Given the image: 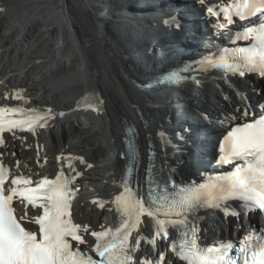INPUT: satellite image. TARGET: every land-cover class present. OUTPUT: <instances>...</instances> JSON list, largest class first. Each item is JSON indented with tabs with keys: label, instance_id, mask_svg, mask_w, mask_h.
I'll use <instances>...</instances> for the list:
<instances>
[{
	"label": "bare ground",
	"instance_id": "1",
	"mask_svg": "<svg viewBox=\"0 0 264 264\" xmlns=\"http://www.w3.org/2000/svg\"><path fill=\"white\" fill-rule=\"evenodd\" d=\"M23 2L25 5L19 0H0V104L12 106L11 98L19 96L22 88L26 91L25 96L33 98L39 105L53 112L62 111L63 115L61 118L56 115L47 132L36 135L40 145V167L33 174H28L29 169L26 167L19 166L18 169L29 176L40 177L51 167L68 164L71 158L69 155L78 156L77 165L72 167L75 174L80 173L77 184L82 189V200L75 208L76 219L78 224L88 227L86 234L92 236V231L104 228L108 221V207L101 208L100 200L109 198L116 192L115 186L122 171L120 159L126 151L122 139L123 122L135 130L143 169L148 158L149 141H152L160 148L157 157L159 170L163 167L165 171H171L178 162L176 172L183 180L194 174L190 168L189 154L178 155V149L172 147L182 145L175 139L174 135L178 132L173 129L172 123L175 119H187L185 108L176 103L170 111L166 101L156 95H146L138 88L141 71L145 72L153 67L150 61L147 64L142 50L144 43L152 44L149 36L152 26L148 13L158 0H109L110 4L106 3V6H100L99 0ZM19 6L20 9L24 7L23 13L14 17V11ZM9 13L12 19L9 18V24L5 27L3 21ZM41 24L44 29L37 34L35 28ZM57 29L59 34H56ZM164 34H171V31ZM130 43L135 44L132 46ZM165 50L162 48L157 51L161 55L156 65H163L171 58L172 54L168 53L164 59ZM192 56L193 54L189 57ZM155 57L157 60L158 55ZM213 80V86L204 84L200 102L206 106L211 105V87L224 86L221 90L229 96V104L224 101L221 90L214 95L217 107L222 111H218L219 118L234 116L238 121L244 111L242 100L221 81ZM236 85L248 93L249 100L252 99L254 95L247 90L244 82L238 81ZM261 86L262 83L253 82V90L256 91L254 98L264 104L263 91L259 90ZM68 88H71L69 93L64 94L62 89ZM66 122L73 123L78 134H82L81 129L85 127H94L98 132L93 134L97 136L96 141L82 139L80 136L77 141H67L69 134ZM227 123L233 124L235 121ZM206 124L208 125L207 122ZM216 128L220 129V124ZM57 129L64 136L63 142L58 145L55 143ZM46 133L49 135V142L44 138ZM191 135L188 134L192 140L189 153L198 151V141ZM13 144H17V141ZM11 145L8 144L5 149ZM183 150L186 151L185 148ZM3 152L4 148L0 147V154ZM95 153L102 157L94 158ZM204 153L205 151L201 152V155ZM199 164L200 170L206 168ZM35 213L36 211L29 210L27 218ZM214 213L209 211L199 217L203 232L211 233L217 239H234L228 232V227L244 224L241 217L243 214L239 217L225 215L222 210ZM249 222L253 227L259 225L253 219ZM140 234L152 237L154 233L147 224ZM156 245L164 249L167 243L157 238ZM153 252L154 247L144 241L135 257L146 261L145 254L151 257Z\"/></svg>",
	"mask_w": 264,
	"mask_h": 264
},
{
	"label": "snow or ice",
	"instance_id": "2",
	"mask_svg": "<svg viewBox=\"0 0 264 264\" xmlns=\"http://www.w3.org/2000/svg\"><path fill=\"white\" fill-rule=\"evenodd\" d=\"M200 2L204 3V0ZM207 11L216 17L223 14L226 23L219 27L224 29L234 23V17L239 20H247L257 14L264 17V0H234L219 10L209 7ZM240 38L254 40V43L241 48L240 62L228 64L227 69L241 76L246 72H255L264 77V21L247 28ZM205 63L211 66V61ZM184 71L188 70L170 72L165 79L170 84L178 83ZM242 115H249L247 109ZM14 116L20 118H10ZM50 116V109L47 115H24L18 108H0V133L5 129L12 131L13 128L34 132L37 125L45 127L42 121ZM235 119L234 116L224 118L225 122ZM149 147L145 198L139 195L138 179L135 182L131 179V173L138 167L139 155L134 138L129 140L127 155L130 163L122 176L123 191L113 201L120 215L119 223L90 233L95 238L92 251L99 259H94L79 247L74 248L72 244V241L78 245L85 244L80 233L89 231L87 226L73 222L70 211L79 191L71 185L80 173L69 177L61 170L54 179L45 177L35 186H32L30 179L17 177L11 180L14 187L6 193L5 183L9 173L0 165V264H150L133 255L139 250L141 239H147L139 235L143 217H148L154 223L155 237L168 239L169 227L178 229L180 243L173 239L171 248L186 264H239L241 261L242 264H264V231L257 234L256 230H250L238 247L227 241L200 246L196 223V213L201 208L222 210L225 215L236 217L257 209L264 211V115L252 122L237 124L225 137L217 163L234 164V170L229 175L210 178L198 186H180L170 178L162 184L157 181L155 177L159 173L155 168V153L151 151V145ZM69 168H72L71 164ZM72 171L75 172V169L72 168ZM157 191L162 195L156 197ZM15 197H19L21 204L26 201V205L41 210L29 220V223L38 225V229L29 230L22 226L21 221L27 218V213L17 219L13 207ZM230 201H238L239 204L234 208ZM103 206L100 203V207ZM161 216L165 218L161 219ZM133 232L137 233L134 241ZM148 243L155 247L156 240L148 239ZM234 248L236 255L231 254ZM162 260L161 254L156 264Z\"/></svg>",
	"mask_w": 264,
	"mask_h": 264
},
{
	"label": "rangeland",
	"instance_id": "3",
	"mask_svg": "<svg viewBox=\"0 0 264 264\" xmlns=\"http://www.w3.org/2000/svg\"><path fill=\"white\" fill-rule=\"evenodd\" d=\"M19 1H21L22 2V4L23 5H25L24 4V2H23V0H19ZM106 3L108 4H110V2H109V0H99V5L100 6H106ZM20 6H21V3H20ZM20 6H19V8L17 9V10H15L14 11V14H13V16L15 17V16H19V15H21L22 13H23V8H21L20 9ZM105 9V8H104ZM11 14L9 13L7 16L8 17H6L5 18V20L3 21L4 22V25H5V27H7L8 26V24H9V18L10 19H12L11 18V16H10ZM44 29V27H43V25L41 24V25H39V27L38 28H35V32L37 33V34H39L40 33V31L41 30H43ZM116 30V29H115ZM57 32H56V34L58 33L59 34V30L57 29L56 30ZM58 36V35H57ZM57 36H56V38H57ZM116 36V35H115ZM118 36V35H117ZM132 46H133V44H135V43H130ZM78 84V83H77ZM246 84V83H245ZM75 85V84H74ZM247 86H249V83L247 82V84H246ZM250 85H252L251 84V82H250ZM263 87V88H262ZM261 88H262V90L261 91H263V93H264V85L263 86H261ZM70 89L71 88H68V89H62V90H64L63 91V93L65 94H68L69 92L68 91H70ZM233 92V91H232ZM233 94L235 95L236 94V96L239 98V100H242L243 101V98H242V96L240 95V94H238V92L236 93V92H233ZM237 98V99H238ZM216 104V103H215ZM226 104H229V102H226ZM212 105V104H211ZM216 107H217V104H216ZM218 108V107H217ZM65 109V108H64ZM218 111H220V113L222 112L219 108H218ZM72 124L73 123H70V122H66L65 123V125H66V127H67V130H68V137H67V141H77L78 140V137L80 136L82 139H88V140H93V141H96V138H97V136L96 135H93V134H97L98 132L97 131H95V128L93 129V128H90L89 126L88 127H85V129H81V131H83V132H81L82 134H78L77 132H76V130H75V128H77L76 126H72ZM123 127H125V124H124V122H123ZM74 132V133H73ZM75 134V135H74ZM78 134V135H77ZM93 136H94V138H93ZM24 137V136H23ZM46 140H48V142L50 141V138H49V135L46 133L45 134V137H44ZM63 140H64V136H63V134H62V131L61 130H56V132H55V143L58 145V144H60V143H62L63 142ZM59 142V143H58ZM12 147H16L17 146V144H12L11 145ZM11 146H9L8 147V149L9 148H12ZM7 149V150H8ZM16 152V151H15ZM17 153L18 154H22V155H24V153H22L21 152V148H17ZM33 154H35V152H33V151H31V153L29 152V155H27L26 156V159L27 160H31L32 159V156H33ZM86 155H90V153L88 154V153H86ZM102 157V155H100L99 153H95V155H94V158H98V157ZM14 160H17L16 158H14ZM24 163V162H23ZM177 175H178V173H176ZM82 217V216H81ZM246 223V222H245ZM244 223V224H245ZM208 226L210 227H212V225L209 223L208 224ZM246 227V226H245Z\"/></svg>",
	"mask_w": 264,
	"mask_h": 264
},
{
	"label": "water",
	"instance_id": "4",
	"mask_svg": "<svg viewBox=\"0 0 264 264\" xmlns=\"http://www.w3.org/2000/svg\"><path fill=\"white\" fill-rule=\"evenodd\" d=\"M149 27H150V26H149ZM126 125H129V124L126 123L125 126H126Z\"/></svg>",
	"mask_w": 264,
	"mask_h": 264
}]
</instances>
